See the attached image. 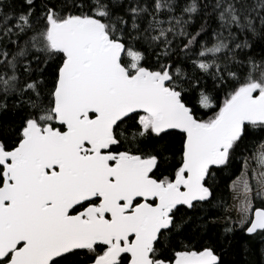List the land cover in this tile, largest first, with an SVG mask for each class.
<instances>
[{
    "label": "snow or ice",
    "instance_id": "1",
    "mask_svg": "<svg viewBox=\"0 0 264 264\" xmlns=\"http://www.w3.org/2000/svg\"><path fill=\"white\" fill-rule=\"evenodd\" d=\"M0 264H264V0H0Z\"/></svg>",
    "mask_w": 264,
    "mask_h": 264
}]
</instances>
